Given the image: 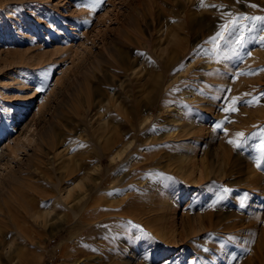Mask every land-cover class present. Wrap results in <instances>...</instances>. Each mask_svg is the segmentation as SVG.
<instances>
[{"label":"rangeland","instance_id":"374dc122","mask_svg":"<svg viewBox=\"0 0 264 264\" xmlns=\"http://www.w3.org/2000/svg\"><path fill=\"white\" fill-rule=\"evenodd\" d=\"M92 2L0 0V264H105V233L84 249L68 239L74 219L54 235L42 221L47 211L64 207L68 186L89 188L90 208L97 209L89 218L105 214L104 201L94 203L121 165L105 153V122L108 133L118 127L125 140L136 142L134 149L140 145L132 154H163V166L140 168L126 178L147 173L153 186L136 189L141 182L134 183L130 192L144 205L176 201L171 214L177 243L128 218L110 220L109 226H122V236L139 234L129 235L135 261L264 264V22L250 19L264 16V0ZM19 94L25 95L22 107L13 105ZM148 113L155 127L140 130ZM173 116L178 120L170 121ZM145 130L162 136L146 144ZM240 132L245 136L237 137ZM178 164H195L199 180L169 169ZM97 165L102 175L95 180ZM201 171L209 175L200 179ZM206 212L213 218L244 215L247 221L228 230L223 246L214 227L182 236L188 218ZM102 220L87 232L105 229ZM108 239L109 246H118L117 238ZM109 246L106 253L113 251ZM86 251L96 258L85 260Z\"/></svg>","mask_w":264,"mask_h":264},{"label":"bare ground","instance_id":"6f19581e","mask_svg":"<svg viewBox=\"0 0 264 264\" xmlns=\"http://www.w3.org/2000/svg\"><path fill=\"white\" fill-rule=\"evenodd\" d=\"M91 6H92V4H91ZM84 8L87 9V7H85V6H84ZM89 8H91V7L89 6ZM85 14L86 13H84V15L82 14L83 15V17H81L82 21H83L84 17L85 18L87 17ZM89 14L92 15L90 12H89ZM81 18L77 17L78 20ZM84 20H85V21H83L84 24L89 26V24H87V21H86V20L89 21V19H84ZM87 29H90V28L88 27ZM44 72H47V71L44 70L43 73ZM13 97L17 98L15 101H13V105H15L16 107H22L25 104V101H24L25 95L19 94V95H14ZM115 104H117V107L119 109H122L125 106L124 104L123 105L119 104V102L118 103L115 102ZM152 117L153 116L148 113L140 119V121H139L141 124L140 130H142V129L144 130L146 127H149L150 125L155 127L154 126L155 123L151 122ZM177 120H178V118L176 116H173V118L170 121L175 122ZM130 122L132 123V125H134L133 129H135L136 128L135 121L131 120ZM109 127H110L109 123L105 122V129H106L105 130V149L108 150L105 153L110 152L111 160L113 162L120 161L121 165H119L117 170L115 169L116 171L114 174H112L113 177L109 181V184H106V182H105V190L108 189L107 192H105V196H103V198H98L100 200L99 201L97 200L96 203H94V205L100 206V205H102L101 201L102 202L104 201V203H105V214H103V215L99 214V215L92 216L91 218H89V216H88L89 213L93 210H97V209L90 208L92 206V203L89 200L92 198V196H90L89 188L83 189V186L79 185V189H75V187L71 188L68 186V189L66 191V195L62 196V198L60 197L62 199V200L61 199L60 200L62 201L64 207L62 209L59 208L60 210L59 209L56 210L57 207H55V209L52 208L53 210H55V212L53 210H52L53 212L47 211L44 214V217H43L44 219L42 221H43V223H45L46 226L48 225L50 227V233L52 235H54V234H57L60 230L67 228L70 220L74 219V223L71 224L70 227L67 229V231L69 233L68 239L75 241L74 244L76 247L80 246L81 248H84V249L91 248V246H93L94 244L97 243L98 238H100V236H102L105 233V236L107 237V239L105 240V264H147V263H144L143 261H141V262L135 261V257H134V253H133L134 252L133 251V248H134L133 241L131 240L129 235L132 234V236H134V235H139V234H135L134 231H132V233H128L127 235L124 234V236H122L119 234L122 232L121 231L122 226H118V225L117 226H113V225L109 226V223H110V220L112 218H118L121 221L128 218L129 224H132V225L139 224V226L142 227L143 231H146V230L149 231L147 229V227H150L153 229V231L159 237L163 238L165 241H167L169 243H177L178 242V240L176 239L178 236V233H176L177 225H176L175 219H173L172 214H171L172 208L175 204L174 202H176V201H173L174 199L172 201L162 200L159 203V206L155 205L154 201H150L149 204L144 205V204H142V202L145 199L137 196L135 193H131L130 192L131 189L129 186H131V184L141 182L140 184L136 185V189L140 188V187H144L145 190H149L153 186L152 180L150 179V177H148L146 175L147 173L145 174V176H144V174H139L138 178H134V179L130 178V180L126 181V178L129 177L130 174L137 171V169L139 170L140 168H144V169L148 170L149 167H153L154 164L160 165L161 161H162L161 158L163 157V154L158 153L155 155V157H153L152 155H149V153H146V152H144L143 155H140L138 152L132 154L133 151L134 152L139 151L140 145L138 146V144H137L138 148L136 146V148H135L136 150H135L134 147H135L136 142L134 143V140L132 139V137H129L128 139L125 140L124 139L125 136L122 133L123 131H120V129L118 127H115L114 129H110V133H108ZM170 130L171 129L169 128L163 134L166 137L169 136V134H171V132L169 133ZM144 132L147 135V138L146 137H145V139L143 138L144 140L142 142H145V143L146 142L148 143L151 141L155 142L159 138H161V136H162V135H160L159 137L154 136L151 132H149V131L147 132L146 130ZM177 134L180 135L178 132H177ZM178 135L175 134V135H172V137H176V136L178 137ZM213 153L215 155L217 154V153H215V151ZM137 155H138V157H137ZM179 158H184L190 162V157L185 155V154L179 155ZM184 159H182V160H184ZM140 161H142V162H140ZM161 166H163V165H160V167ZM234 166L235 165H233V167ZM195 168H196L195 164L188 165V166L178 164L177 168L173 167V166L169 167V169L172 172H174L178 175H181L183 178H185L188 181L193 182V183H195L196 181L199 180L198 178H194L195 177L194 176ZM221 169H222L221 174H223L224 176H227L229 174L227 167H225V168L221 167ZM229 169H230V172L232 171L231 173H234L233 171L235 170V168H233L232 170H231V168H229ZM94 170L96 171V173H95L96 177H94V179L97 180V176L100 175V177H101V175H102V168H100V166L97 165L94 168ZM91 171H93V170H91ZM97 172H99L100 174ZM105 173H106V171H105ZM207 175H209V174H207ZM207 175H205L204 172L201 171L200 172V176H201L200 179L207 177ZM89 176H91V175H89ZM92 176H91V178H92ZM254 176H256V175H254ZM257 176H259V175H257ZM91 178H90V180H91ZM228 179L231 182L235 181L234 177H229ZM254 179H257V177ZM90 180H87V181H90ZM153 182H154V180H153ZM257 182H258V180H257ZM100 186H102L101 183H100ZM116 191H120V192H118L116 195L115 194ZM168 192H169V190H168ZM168 195H170V194H168ZM169 199H171V198H169ZM138 204H140L141 206L132 208L134 205H138ZM120 205L123 206L121 211L118 209H115V210L111 209V207H113V206L117 207ZM113 214H117V215H113ZM103 216H105V220H102V223L105 224V229H101V230L100 229H93L94 232H87V226L91 225V226L97 227L99 219H102ZM215 217L216 218L211 217V215L208 214L207 212L201 213V214H196V215H191V217L188 218V223H189L188 229L186 228L187 230L184 234L182 233L183 231L181 232V234H183L182 236H184L185 234L189 235L191 233H197V232L202 231L204 229H210V228L214 227V228H216V231H219L218 232L219 234H217V236H218V239H219L221 246H223L226 244V233L228 232V230L235 228V226H236L235 224H240V222L243 223V222L247 221L245 219L246 217L244 215L234 217L233 214L222 213V214H219ZM205 218H209L208 222H205ZM116 222L120 223L118 221H116ZM85 232H87L88 236H86ZM137 232L140 233L138 230H137ZM179 236H180V234H179ZM108 238H110L111 240H113V238H117L114 242L118 246L117 247L109 246L110 241ZM150 240L152 241V238ZM156 242L157 241H154L153 243H156ZM144 243H148V241L144 240ZM107 246H109V248L111 250H113V251H108L109 254L106 253L107 252L106 251ZM160 246L161 245H159V247ZM160 249H162V248H160ZM65 251H67V250H65ZM125 253L131 254L129 260H127L125 258V256H126ZM82 255L85 256V260H91L93 258H96V256H93V254H91V251L83 252ZM223 255L224 256L226 255V249H223ZM68 260H69V258H68ZM85 260H83L82 262H84ZM77 261L76 262L73 261L70 264H73V263L76 264ZM224 261L222 262V264H225ZM62 264H69V263L65 261Z\"/></svg>","mask_w":264,"mask_h":264},{"label":"snow or ice","instance_id":"6c2138e0","mask_svg":"<svg viewBox=\"0 0 264 264\" xmlns=\"http://www.w3.org/2000/svg\"><path fill=\"white\" fill-rule=\"evenodd\" d=\"M103 2H104V0H93L92 6L95 7L96 5H100ZM253 7H256V5H253ZM250 19H252L253 21H262V22H264V16L251 17ZM254 27H255V25H254ZM219 35H220V33H217V36H219ZM213 39H215V38H213ZM261 39H264V36H262ZM245 95H247V94H245ZM261 95H264V93H262ZM256 99H258V98H256ZM238 100H239V98H235L233 100V103L235 104ZM248 102L251 103V101H248ZM236 110L237 109L234 108V107L225 109V111H236ZM216 127H220V125L217 124ZM225 131H226V129H225ZM236 135H237V137H244L245 136V134L243 132L237 133ZM229 143H234L236 145V147H241L242 144H243V141L237 142V141H234V140H230ZM258 166H260V164H258ZM240 206L244 207L243 202H241Z\"/></svg>","mask_w":264,"mask_h":264}]
</instances>
